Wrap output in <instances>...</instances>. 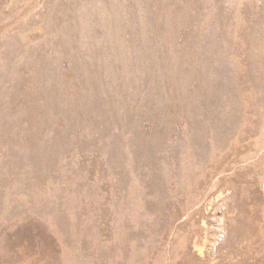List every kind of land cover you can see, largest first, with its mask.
<instances>
[{
	"label": "rangeland",
	"instance_id": "obj_1",
	"mask_svg": "<svg viewBox=\"0 0 264 264\" xmlns=\"http://www.w3.org/2000/svg\"><path fill=\"white\" fill-rule=\"evenodd\" d=\"M187 2L0 0V179L75 264H264V0ZM12 220L7 264L63 258Z\"/></svg>",
	"mask_w": 264,
	"mask_h": 264
},
{
	"label": "bare ground",
	"instance_id": "obj_2",
	"mask_svg": "<svg viewBox=\"0 0 264 264\" xmlns=\"http://www.w3.org/2000/svg\"><path fill=\"white\" fill-rule=\"evenodd\" d=\"M188 0H175V5H173V6H170V5H165V10H164V12H160V14H159V11H158V13H157V15H159L158 16V20L160 21V20H165V21H167L168 19H169V16H170V14H172V13H174V12H178V13H183V12H185V10H186V8L188 7V2H187ZM219 3V2H218ZM117 5V4H116ZM140 6V5H139ZM177 7V11L175 10V8ZM117 8V7H116ZM182 8H184V9H182ZM115 10V9H114ZM123 10H124V8H123ZM140 11V10H139ZM112 12V11H111ZM118 12V11H117ZM125 12H127V11H125ZM115 16V15H114ZM118 16V15H117ZM160 16L162 17V19L160 18ZM120 17V16H119ZM136 17V16H135ZM214 17H216V16H214ZM136 18H138V17H136ZM140 18V17H139ZM126 19V18H125ZM133 19V18H132ZM234 19V18H233ZM111 21H113V20H111ZM115 21V20H114ZM255 22V21H254ZM129 23V22H128ZM135 23V22H134ZM245 23V22H244ZM251 23V22H250ZM131 24V23H130ZM231 25H232V23H231ZM116 26V25H115ZM125 26V25H124ZM123 26V27H124ZM120 27V26H119ZM133 27V26H132ZM244 27V26H243ZM248 27V26H247ZM126 28V27H125ZM218 28V27H217ZM117 29H118V26H117ZM120 29V28H119ZM128 29V28H127ZM131 32V31H130ZM124 34V33H123ZM162 35V34H161ZM180 35V34H179ZM116 36V35H115ZM35 40V39H34ZM9 46V45H8ZM38 48V47H37ZM119 52V51H118ZM154 53V52H153ZM159 53V52H158ZM160 54V53H159ZM75 55H76V53H75ZM152 56V55H151ZM139 57V56H138ZM154 57V56H153ZM153 59V58H152ZM161 63V62H160ZM136 65V64H135ZM16 66V65H15ZM44 68V67H43ZM254 68V67H253ZM157 70V69H156ZM253 71V70H252ZM33 92V91H32ZM248 95V94H247ZM196 98H197V96H196ZM106 102V101H105ZM108 107H110V106H108ZM115 108V107H114ZM106 111V110H105ZM78 114V113H77ZM128 115H130V114H128ZM2 117H3V119L1 118V121L3 122L4 121V115H1ZM30 118V117H29ZM205 118V117H204ZM28 119V118H27ZM78 119V118H77ZM107 119V118H106ZM107 122H109V120L107 121ZM111 123V122H110ZM158 132V131H157ZM51 134H52V132H51ZM53 134H56V133H53ZM122 135V134H121ZM33 138V137H32ZM37 140V139H36ZM153 141V140H152ZM39 142V141H38ZM14 143V142H13ZM47 144V143H46ZM21 145V144H20ZM14 146V145H13ZM37 146V145H36ZM34 147V146H33ZM48 147V146H47ZM49 148H50V146H49ZM165 148V147H164ZM5 149V148H4ZM6 150V149H5ZM227 150V149H226ZM25 151V150H24ZM150 152V151H149ZM153 152V151H152ZM220 153V152H219ZM61 154H63V153H61ZM109 156H110V154H109ZM38 158V157H37ZM173 159V158H172ZM37 160V159H36ZM152 160H154V159H152ZM160 160V159H159ZM158 161V160H157ZM17 163V162H16ZM157 163V162H156ZM37 164V163H36ZM109 164V163H108ZM11 166H12V164H10ZM9 165V166H10ZM156 165V164H155ZM163 165V164H162ZM4 166V165H3ZM104 166H105V164H104ZM103 166V167H104ZM7 168V167H6ZM15 168V167H14ZM19 168V167H18ZM47 168V167H46ZM117 168V167H116ZM11 169V168H10ZM9 169V170H10ZM28 169V168H27ZM6 170V169H5ZM8 170V169H7ZM167 170V169H166ZM103 171V170H102ZM5 172V171H4ZM3 171H1L0 170V175L2 174V173H4ZM168 172V171H167ZM53 173V172H52ZM57 175V174H56ZM99 175H101V174H99ZM142 175H143V173H142ZM169 175V174H168ZM5 177V176H4ZM9 177H10V175H9ZM2 178V177H1ZM58 178H59V176H58ZM103 178V177H102ZM6 179V178H5ZM10 179V178H9ZM100 179H101V177H100ZM12 180V179H11ZM26 180H28V179H26ZM112 180V179H111ZM110 180V181H111ZM77 181V180H76ZM99 181V180H98ZM7 182H8V180H7ZM7 182H4L2 179H0V264L1 263H3V264H7L8 262H7V260H6V258L4 257L5 255H7V253L13 248L12 246H13V244H10V235H9V228H8V226H7V223L8 222H10V221H13L12 219H14V220H21L22 222H23V224H28V223H32V222H34V221H36V218H38V217H41V218H46V219H48L49 220V222L51 223V224H53V227H54V230L53 231H55L54 233H58V234H60L61 235V241H60V244L62 245V253H63V258L60 260V259H58V258H55L54 256H52V255H49V257L47 258H45L44 260H39V261H36V262H34L33 264H75L74 262H75V260H74V258H72V256H70V255H67V253H66V250L69 248L70 250L72 249V247L73 248H77L79 245H78V243H77V241H74V237H73V234H71L70 233V235L68 234L69 232L68 231H66L65 229H62V228H64V227H59L58 225H57V218L59 217V216H57V211L56 212H51V211H48L47 213H42V211L40 212H38V210H35V211H30L29 209L28 210H26V204L22 201V200H19L18 199V197H19V195H17V194H13V193H9L8 192V189H7V187H8V183ZM66 182V181H65ZM65 182H64V184H65ZM109 182V181H108ZM139 182V181H138ZM14 183V182H13ZM16 183V182H15ZM20 183V182H19ZM57 183V182H56ZM55 183V184H56ZM63 183V182H62ZM51 184V183H50ZM73 184V183H72ZM17 185V184H16ZM18 185H20V184H18ZM66 185V184H65ZM19 187V186H18ZM17 187V188H18ZM71 187V186H70ZM35 188V187H34ZM87 190H89V189H87ZM197 190V189H196ZM64 191V190H63ZM131 191V190H130ZM80 192V191H79ZM83 192V191H82ZM87 192V191H86ZM34 194V190H30L29 191V193H28V197L30 198L32 195ZM40 194V193H39ZM38 195V194H37ZM35 196V195H34ZM132 196V195H131ZM91 198V197H90ZM66 199V198H65ZM36 200H38V199H36ZM128 200V199H127ZM35 201V200H34ZM68 201V200H67ZM70 201V200H69ZM37 202V201H36ZM93 202V201H92ZM91 202V203H92ZM127 202V201H126ZM14 204L15 206H14V211H9L8 210V208H10L11 206H9L8 207V205H10V204ZM38 203V202H37ZM64 203V202H63ZM12 204V205H13ZM95 204V203H94ZM124 204V203H123ZM57 205V204H56ZM69 205V204H68ZM74 205V204H73ZM88 205V204H87ZM128 205V204H127ZM126 205V206H127ZM32 206V205H31ZM86 206V205H85ZM84 205L82 206V207H85ZM94 206H96V205H94ZM8 207V208H7ZM118 207H121V206H118ZM123 207V206H122ZM30 208V207H29ZM73 208H74V206H73ZM76 208V207H75ZM81 208V207H80ZM56 209V208H55ZM67 209V208H66ZM126 209V208H125ZM74 210V209H73ZM81 210V209H80ZM120 210V209H119ZM71 211V210H70ZM84 211H85V209H84ZM101 211V210H100ZM99 211V212H100ZM103 211H105V210H103ZM98 212V211H97ZM109 212V211H108ZM121 212V211H120ZM66 213V212H65ZM67 213H68V211H67ZM70 213V212H69ZM101 213V212H100ZM99 213V214H100ZM111 213V212H110ZM119 213V212H118ZM101 214H103V213H101ZM114 214V213H113ZM117 214V213H116ZM69 215V214H68ZM72 215V214H71ZM104 215V214H103ZM111 215V214H110ZM129 215V214H128ZM73 217V216H72ZM87 217V216H86ZM110 217V216H109ZM125 218V217H124ZM130 218V217H129ZM75 219V218H74ZM77 219V218H76ZM75 219V220H76ZM84 219H85V217H84ZM88 219H90L89 217H88ZM87 219V220H88ZM79 220V219H78ZM82 220V219H81ZM86 220V221H87ZM72 221V220H71ZM85 220L83 221L84 222V224H86L85 222H86ZM128 221V220H127ZM21 222V223H22ZM65 222V221H64ZM67 222V221H66ZM76 222V221H75ZM81 222V221H80ZM88 222V221H87ZM92 222V221H91ZM89 223V222H88ZM112 223V222H111ZM71 224V223H70ZM84 224H83V226H84ZM106 224V223H105ZM108 224H109V222H108ZM63 225V224H62ZM77 225V224H76ZM119 225V224H118ZM24 226V225H23ZM86 226H87V224H86ZM89 226L91 227V225L89 224ZM88 226V227H89ZM112 227V226H111ZM121 227V226H120ZM79 228V227H78ZM119 228V227H118ZM126 228V227H125ZM45 229V228H44ZM82 229V228H81ZM85 229V228H84ZM86 229H88V228H86ZM125 230V229H124ZM52 231V232H53ZM81 231V230H80ZM88 231V230H87ZM130 231V230H129ZM85 232H86V230H85ZM127 232V231H126ZM87 233V232H86ZM90 233V232H89ZM89 233H87V235L89 234ZM85 234V233H84ZM78 235V234H77ZM133 235V234H132ZM82 236V235H81ZM116 236V235H115ZM16 237V236H15ZM64 237V238H63ZM59 238V237H58ZM135 238V237H134ZM86 239V238H85ZM113 239V238H112ZM53 240V239H52ZM121 241V240H120ZM123 242V241H122ZM121 242V243H122ZM138 242V241H137ZM136 242V243H137ZM181 242V241H180ZM53 243V242H52ZM135 243V242H134ZM122 245V244H121ZM124 246H126V245H124ZM139 248V247H138ZM14 249V248H13ZM99 250V249H98ZM55 251V250H54ZM59 252V251H58ZM118 252H120V251H118ZM130 251H128V253H129ZM126 254V253H125ZM42 258V257H41ZM84 259H85V262H87V263H84ZM18 260V259H17ZM90 257L89 256H86L85 258H83L82 259V261H81V263L80 264H91L90 263Z\"/></svg>",
	"mask_w": 264,
	"mask_h": 264
}]
</instances>
